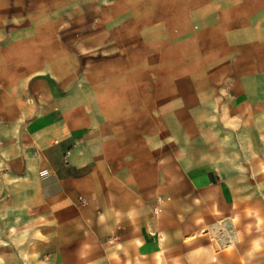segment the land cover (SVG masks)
<instances>
[{
  "label": "rangeland",
  "instance_id": "rangeland-1",
  "mask_svg": "<svg viewBox=\"0 0 264 264\" xmlns=\"http://www.w3.org/2000/svg\"><path fill=\"white\" fill-rule=\"evenodd\" d=\"M182 1L0 0V56L21 39L29 52L21 63H35L37 53L45 75L67 90H85L89 102L123 89V100L134 102L132 110L151 126L157 144L166 145L174 187L165 196L172 202L188 197L187 209L168 198L166 210L174 225L183 222L187 230L178 227L169 250L150 264H264V77L260 87L256 78L243 77L250 85L246 92L229 75L236 66L256 68L258 51L232 44V30L180 27ZM259 50L264 57V44ZM15 57H0V90L15 81L4 75L19 67ZM5 127L0 264H37L43 244L37 222L5 199L13 196L2 174L13 134ZM186 162L189 186L180 188ZM219 162L230 179L203 184Z\"/></svg>",
  "mask_w": 264,
  "mask_h": 264
},
{
  "label": "crops",
  "instance_id": "crops-1",
  "mask_svg": "<svg viewBox=\"0 0 264 264\" xmlns=\"http://www.w3.org/2000/svg\"><path fill=\"white\" fill-rule=\"evenodd\" d=\"M182 5L180 27L228 29L237 39L232 44H252L258 51L254 61L260 63L251 70L233 67L229 75L239 91L250 86L243 77L256 78L260 87L264 0H183ZM14 43L20 46L14 48ZM14 43L0 56L16 55L20 62L4 70L15 81L0 90V126L13 133L2 174L13 189L6 201L37 222L43 241L37 264L154 262L169 250L178 227L187 230L183 222L174 225L166 210L168 198L188 208L187 193L173 202L165 196L174 187L166 145L157 144L151 126H144L132 110L134 102L123 100V89L89 102L85 90H67L45 75L37 53L31 57L35 63H21L29 52L21 39ZM187 166L180 169V188L189 186ZM229 179L219 162L202 182L221 185Z\"/></svg>",
  "mask_w": 264,
  "mask_h": 264
},
{
  "label": "built area",
  "instance_id": "built-area-1",
  "mask_svg": "<svg viewBox=\"0 0 264 264\" xmlns=\"http://www.w3.org/2000/svg\"><path fill=\"white\" fill-rule=\"evenodd\" d=\"M81 202L84 203L83 200H81ZM158 212H159V208L158 207L154 208V213H158Z\"/></svg>",
  "mask_w": 264,
  "mask_h": 264
}]
</instances>
